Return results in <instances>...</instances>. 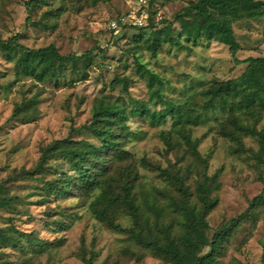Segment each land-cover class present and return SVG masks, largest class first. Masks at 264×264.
<instances>
[{
    "label": "rangeland",
    "instance_id": "obj_1",
    "mask_svg": "<svg viewBox=\"0 0 264 264\" xmlns=\"http://www.w3.org/2000/svg\"><path fill=\"white\" fill-rule=\"evenodd\" d=\"M29 1L0 0V38L19 35V42L29 48L55 44L63 55L100 49L67 62L58 72L59 82L46 83L19 73L18 48L0 50V194L11 199L8 207L0 206V264H171L127 232L98 220L90 196L80 192L49 195L45 180L72 173L67 160L54 158L51 169L42 174L17 176L23 169L37 168L43 147L67 138L74 128L92 124L94 107L102 97L124 102L129 116L125 123L130 135L122 143L131 158L116 160L112 171L119 165L126 170L130 163L139 173L136 191L152 195L158 187H169L165 168L183 174L189 170L188 183L195 197L204 175L214 177L212 196L219 203L201 230L203 240L209 244L222 226L240 218L223 244L218 264H264V202H254L264 195V150L259 138L248 134L242 135L244 146L237 150L238 145L221 129L226 114L221 109H205L206 98L201 94L215 81L239 76L245 66L236 68L228 46L206 40L192 51L165 43L154 57L145 46L151 30L127 26L116 33L109 27L110 21L126 13L149 9L161 28L163 20H174L196 0H35L30 11ZM196 22L195 14L188 13L175 22L174 34H195ZM234 27L243 47L241 59L264 56V20H243ZM140 33L143 39L138 41ZM135 54L160 75L164 98L178 105L191 102L200 116L190 126L199 140V158L185 153L186 145L177 141L178 136L174 149L166 145L162 134L172 129L171 116L166 123L154 124L148 116L133 112V98L146 101L152 112L166 111L161 102L152 100L147 78L137 70ZM123 78L128 90L123 88ZM256 127L264 133V111ZM73 137L99 144L87 131ZM121 211L118 220L132 226V218ZM177 219L174 215L164 221ZM209 250L206 246L203 254Z\"/></svg>",
    "mask_w": 264,
    "mask_h": 264
},
{
    "label": "trees",
    "instance_id": "obj_2",
    "mask_svg": "<svg viewBox=\"0 0 264 264\" xmlns=\"http://www.w3.org/2000/svg\"><path fill=\"white\" fill-rule=\"evenodd\" d=\"M34 3L35 0L29 1L28 9ZM190 12L196 16V33L174 34L175 22L185 19ZM29 19L30 17L27 21ZM243 20H264V0H196L182 8L174 20H163L164 27L159 28L151 17L149 24L141 29L151 30L145 46L154 57L158 56L165 43L184 51H192L194 46L204 40L228 46L236 68L245 66V70L237 77L215 81L204 89L201 92L206 98L204 108L221 109L226 114V121L222 123L221 129L226 137L238 145L237 150L243 148L242 135L245 134L257 136L264 150V133L256 127L264 111V56H249L244 59L239 57L243 47L234 24ZM139 36L138 41H141L143 34ZM19 37L16 35L7 40L0 38V50L18 48L21 52L17 61L19 73L41 83L59 82L58 72L63 70L67 62L87 58L100 49L96 47L82 55H63L55 44L29 48L19 42ZM135 57L139 74L147 78L152 100L161 102L166 111L152 112L146 101L133 98V112L148 116L154 124L166 123L171 116L172 129L163 131L162 134L166 145L172 149L177 141L184 143L185 153L199 158V140L193 137L190 126L193 122L197 123L200 116L190 107L191 102L178 105L164 98V83L160 75L143 62L139 55L135 54ZM121 81L124 82L123 88L128 90L127 79L123 78ZM15 114L17 115V109ZM128 118L124 102L102 97L94 107L92 124L74 128L67 138L55 140L43 147L37 168L34 171L23 169L17 176L28 178L42 174L51 169L52 159H65L69 162L72 173L63 172L53 179L45 180L49 195L60 194L64 197L71 192H80L90 196L93 198L91 210L98 220L112 229L127 232L136 243L152 249L156 256L171 264H218L223 244L238 226L240 218L232 219L230 224L222 226L207 244L201 236V230L208 226L207 217L219 203L218 197L212 196L214 177L204 175L197 184L195 197L188 183L191 174L189 170L183 174L178 171L173 173L165 168L162 171L169 187H158L157 193L152 195L148 191L143 194L136 191L139 173L130 167V163L126 170H120L119 165L112 171V164L116 160L126 161L131 158L130 152L122 143L130 135L125 123ZM250 120H254L255 125L249 123ZM79 131L92 133L99 144L74 139V134ZM177 136L179 139L176 141ZM10 200L0 194L1 207H8ZM254 202L263 203L264 195L257 196ZM122 209L132 218V226H125L118 220ZM174 215L178 216L177 221H164L166 217ZM206 246L210 250L203 254Z\"/></svg>",
    "mask_w": 264,
    "mask_h": 264
},
{
    "label": "built area",
    "instance_id": "obj_3",
    "mask_svg": "<svg viewBox=\"0 0 264 264\" xmlns=\"http://www.w3.org/2000/svg\"><path fill=\"white\" fill-rule=\"evenodd\" d=\"M141 10V9H140ZM151 14L149 9H143L142 11H131L122 15L120 18L110 21L109 27L118 33L123 27H145L149 24Z\"/></svg>",
    "mask_w": 264,
    "mask_h": 264
}]
</instances>
